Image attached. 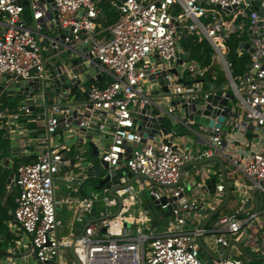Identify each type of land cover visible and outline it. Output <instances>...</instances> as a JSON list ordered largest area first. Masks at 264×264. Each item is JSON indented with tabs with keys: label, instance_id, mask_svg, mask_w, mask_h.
<instances>
[{
	"label": "built area",
	"instance_id": "obj_1",
	"mask_svg": "<svg viewBox=\"0 0 264 264\" xmlns=\"http://www.w3.org/2000/svg\"><path fill=\"white\" fill-rule=\"evenodd\" d=\"M254 1L258 9L248 0H120L116 21L101 28L96 0H0V88L29 81L41 89L60 45L64 51L86 47L101 61L96 74L106 71L112 79L100 85L82 78V71L75 73L88 98L74 107L59 102H69V91L56 95L41 89L54 103L45 111L48 135L41 141L46 144L61 127L72 124L82 138L77 146L92 142L99 164L112 178V171L122 166L146 177L142 184L160 214L153 217L139 206L142 191L130 185L115 191L123 206L112 216L118 205L108 193L113 181L100 192L67 197L80 222L85 215L95 221L84 226L81 236L71 223L61 232L56 179L63 165L70 166V147L38 148L36 159L19 164L14 185H8L18 188L11 226L29 236L24 264H60L61 250L74 240L81 264H264V0ZM62 33L65 37L57 40ZM231 36L240 40L239 55L250 57L241 73H234L228 58ZM186 38L210 45L209 62L182 45ZM219 72L225 73L224 80ZM159 78L163 84L155 82ZM208 105L213 106L211 114L204 113ZM20 110L8 114L0 108V121L34 112L29 103ZM214 157L224 161L226 179ZM76 160H84L82 151ZM196 161L205 163L192 171L187 164ZM208 164L219 168L208 169ZM75 175L64 177L68 188L88 178ZM117 178L118 184L128 181ZM227 185V206L234 201L231 210L204 226L227 197ZM153 219L168 224L158 231L148 224ZM199 239L219 259L206 254Z\"/></svg>",
	"mask_w": 264,
	"mask_h": 264
},
{
	"label": "crops",
	"instance_id": "obj_2",
	"mask_svg": "<svg viewBox=\"0 0 264 264\" xmlns=\"http://www.w3.org/2000/svg\"><path fill=\"white\" fill-rule=\"evenodd\" d=\"M96 1L98 7L100 8L98 24L101 28H106L110 26L113 22H115L118 18L117 5H119L121 2L120 0H116V2H110L108 0ZM107 9L112 11L110 15L106 13ZM50 31L51 33H49ZM44 33L52 35L53 30H47ZM111 79V75L105 71L102 73L101 80H99L98 83L100 85H105ZM3 96L7 97V101H4V103L6 102V105H9L5 108H0L4 109L6 112H8V114L17 113L21 111L20 109L24 104L29 103V105H31L33 103L25 97H12L8 95L7 91L5 90L2 93V100ZM23 98H25L26 100ZM10 107L12 109H10ZM37 115H40L41 119H38ZM45 115L46 112L44 110H40L34 111L32 115H22L18 119L7 116L0 121V130L5 131L4 138L10 142V156L5 158L4 160H1V164L4 167L8 168L11 173L12 171H15L16 167L19 164L24 162H32L33 160H35L38 148L39 150H44L48 149L50 145H68L70 147L68 152L69 157L71 159L70 166L67 167L63 165L61 171V173L63 174L62 177L59 176L61 173L57 176V179L59 178V180H61L60 178H62V183L66 185L65 196L57 198L56 195V198L59 201L60 206L64 208V211L60 214V218L64 222V227L61 228V232H66L71 223L74 231L77 234H80L82 233L83 228L87 224L88 220H90V217L88 215H85L84 222H80L79 217L81 216L78 213L77 207L66 203V198L69 196L78 197L80 195H90L93 192H100L104 189V187H110L111 184L108 183L103 188L97 189V187L100 185L101 180L104 179L106 176L103 174L104 167L99 164V151L94 145L96 148V154L94 153V149L89 145L90 141L86 142V144L73 146L72 148V143L69 140L65 139L61 141V135H54L51 137L50 140L47 138L48 141L46 144L42 143L41 140L44 137H47L48 135L46 129ZM76 149H79V152L82 151V154L84 155L83 161L76 160V157L79 154ZM119 170H125L123 176L127 177V182H129L134 177V175L125 166L120 167ZM73 172L76 173L75 176L80 177L84 174L86 177L88 176V178L84 180L81 185L74 184L75 186L73 188H68V184H66V182L64 181V177H71ZM136 182L138 183V187L135 185ZM142 182L143 179L134 180L131 186H135L136 188H139L141 190V186L143 185ZM9 184L10 182H8L7 180V188L2 196L1 203L11 214L12 219L13 212L16 207V197L18 195V188L16 186L8 188ZM57 188L58 186L56 184V190ZM150 215L152 214L150 213ZM156 215L159 216L160 214ZM11 219L7 223V233L6 236H4L3 238V246L5 245L6 248L10 251L14 253H21L22 255L17 258H0V262H3V264H24L25 261L28 260L27 244L29 236L22 232L14 230L10 223ZM158 225L159 222L156 221V225L153 227H157L156 229L160 231L162 228H160ZM2 247L0 249H2Z\"/></svg>",
	"mask_w": 264,
	"mask_h": 264
},
{
	"label": "water",
	"instance_id": "obj_3",
	"mask_svg": "<svg viewBox=\"0 0 264 264\" xmlns=\"http://www.w3.org/2000/svg\"><path fill=\"white\" fill-rule=\"evenodd\" d=\"M248 2L251 3L255 8L257 9L259 8V6L256 4L254 0H248ZM64 37H65V34L62 33L61 36L56 37V39L58 40L59 38H64ZM60 52L61 53L58 55V59L55 61L54 65H52L48 70L49 75H50L48 82H46L45 84L41 83L40 88L43 89L44 91H47L49 94L55 93L56 95L64 91H69V102L63 103L61 99H59V102L64 107L65 106L74 107V106L79 105V103H83L84 99L88 98V94L81 89V86H82L81 80L73 77V75L75 73L78 74L79 71H82V75H81L82 78H88L91 82H96V80H100L101 78V76L96 74V72L99 71V68L102 66V64L98 58H93V56L88 52V49L86 47H84L83 49L72 47L70 50L64 51L63 46L60 45ZM90 58H92L93 60L89 61ZM180 62H182V60H180ZM74 66H77L79 68L74 69ZM155 82H158L159 84H163L162 78H159V80ZM32 85H33V82L19 81V82L11 83L9 86H7V88H5V86H2L0 90L3 91L4 89H6L12 95V97H19V98L26 97L28 99H32L33 103L30 105V109L32 111L44 110L48 112V110L54 105V103L48 99H45L43 95L40 93L41 89L37 88L36 86L32 88L31 87ZM163 90L168 91V88L164 86ZM217 99L218 98L214 99L213 101L214 104L217 103ZM223 102L226 103L227 100L224 99ZM212 109H213V106L208 105L204 113L211 114ZM215 112H218V111L215 110ZM159 120L163 121L164 118L161 117ZM196 120H201L202 122L209 123V120H207L206 118L196 117ZM54 135H61V141L65 139L69 140L72 143V148L73 146H77L82 139L81 136L77 134V132L73 129L72 124H70L68 127H61L58 132L52 134V136ZM152 135L153 134H151V136ZM89 145L94 149L93 151L96 154V148L94 144L90 142ZM212 160L218 161V163L220 164L222 168L223 175L226 179V166H225L224 161L219 157H214L212 158ZM205 161H208V160H205ZM205 161L190 162L189 164H187V166L190 167V166H194L197 164L205 163ZM13 176H14V171L10 173L8 182H11L14 185V182L12 179ZM145 178L146 177L143 175H135L126 184H118L117 180H115V178H112L111 175H108L104 179L101 180L100 185L97 187V189L103 188L106 184L110 182L114 181L115 183L113 184V186H111V188L108 191L109 195L116 198L118 201L117 209L112 214V216H116L120 212L123 206V198L119 196L118 194H116L115 191L130 186L134 180L145 179ZM213 183H215V180H213ZM230 198H231V187L227 185V197L225 198L224 202L217 209H215L210 214V216L205 220L203 224L204 226H206L216 214L221 212L227 206ZM162 200L163 202L166 201L165 198H163ZM143 207L149 210L153 216L156 215L157 210L159 209L158 205H156V202L154 201L152 196H151L150 201L147 204H145ZM165 215L169 216V213H166ZM93 221H95V219L87 222V224L85 225V228ZM148 224L149 226H155L156 220L155 219L150 220ZM76 242L77 240H74L70 244L68 248V252L70 256L73 258L75 264H81L80 260L78 259L74 251ZM199 244H200L201 249L206 254H208L212 258L219 259V257L213 254V252H211V250H209V248L205 246V244L202 242L201 239H199ZM228 252H229V249L226 252L224 257L228 255ZM21 255H22L21 253H14L7 248L0 249L1 259L2 258H17V257H20ZM260 259L261 258H259V260Z\"/></svg>",
	"mask_w": 264,
	"mask_h": 264
},
{
	"label": "trees",
	"instance_id": "obj_4",
	"mask_svg": "<svg viewBox=\"0 0 264 264\" xmlns=\"http://www.w3.org/2000/svg\"><path fill=\"white\" fill-rule=\"evenodd\" d=\"M106 13L110 15L112 11L106 10ZM115 19V16H114ZM206 41L197 42L192 38H186L182 40V45L189 47L192 54L198 57L200 60L206 59L208 62L210 60L212 49L206 46ZM240 40L236 36H231L227 39V45L229 47L228 58L233 63L234 73H241L245 70V66L249 61L250 57L248 54L242 56L239 55L237 49ZM205 45V46H204ZM4 101H7L5 96H3ZM9 105V104H8ZM6 102L0 107H7ZM10 109H12L10 107ZM5 131L0 130V248L3 246V238L7 233V223L11 219V214L6 210V208L1 203L2 196L7 188V180L10 175V170L1 164V160H4L10 156V142L4 138Z\"/></svg>",
	"mask_w": 264,
	"mask_h": 264
},
{
	"label": "rangeland",
	"instance_id": "obj_5",
	"mask_svg": "<svg viewBox=\"0 0 264 264\" xmlns=\"http://www.w3.org/2000/svg\"><path fill=\"white\" fill-rule=\"evenodd\" d=\"M175 13L176 14H179V10H176L175 11ZM28 14L29 15H31L32 14V11H31V9H29L28 10ZM31 17V16H30ZM32 26L33 27H35V23L33 22V24H32ZM49 33H51V31L49 32ZM207 47L209 46L210 47V45L208 44V43H206L205 44ZM204 45V46H205ZM185 47H187V46H185ZM187 48H189V47H187ZM229 53V52H228ZM216 67H220V64H219V62H217L216 63ZM219 74L222 76L221 77V80H224V78H223V76H224V72H219ZM188 76V75H187ZM226 80V79H225ZM26 98V97H25ZM25 98H23V99H25ZM27 99V98H26ZM25 99V100H26ZM6 100H7V98H6ZM5 103H4V98H3V100L1 99V101H0V106L1 105H4ZM180 111V110H179ZM158 112H159V110H158ZM183 112V111H182ZM166 123L167 124H171L172 123V121H170L169 119H166ZM185 131V133L187 134V135H189V136H191V137H193L194 136V134H192V133H190V132H188V130H184ZM182 139H183V141L184 142H186V143H188L189 142V140H188V138H185V136H183L182 137ZM191 140V139H190ZM227 166H228V171L230 172L231 171V169H232V167H231V165L229 164V163H227ZM207 168L208 169H212V170H218V168H219V164L217 165V164H208L207 165ZM190 169L192 170V171H194L195 170V168L194 167H190ZM124 171L125 170H119V169H117V170H114V171H112V175L113 176H115V180H117L118 178L117 177H122L123 175H124ZM103 174L105 175V176H108V175H110V171L108 170V169H106V168H104L103 169ZM62 173L59 175L60 177H62ZM217 178L218 180H220L221 179V175H213V178ZM238 178H240V179H244V177H242V176H240L239 175V177ZM61 180H59V178L57 179V186H58V188H57V190H56V195H57V198H61V197H63V196H65V188H66V185L64 184V183H62V178H60ZM247 182L248 183H251V181H249V180H247ZM150 184V182L149 181H146V185L148 186ZM135 185L138 187V183L136 182L135 183ZM141 191L142 192H140V202H139V206H144L145 204H147L149 201H150V199H151V195H150V193H149V190L144 186V185H142L141 186ZM234 203V201L233 202H231L227 207H225L221 212H219V214H217L213 219L214 220H216L217 218H218V216H220V215H222V214H225V213H227V212H229L230 210H231V207H232V204ZM59 213L61 214L63 211H64V208H62L61 206H59ZM168 224V220H162V221H159V227L160 228H164V225H167ZM4 247L6 248V246L4 245L3 247H2V249H4ZM232 254H234L235 253V249L233 248L232 250ZM60 264H75L74 263V260H73V258L70 256V254H69V252H68V249H62L61 250V254H60Z\"/></svg>",
	"mask_w": 264,
	"mask_h": 264
}]
</instances>
